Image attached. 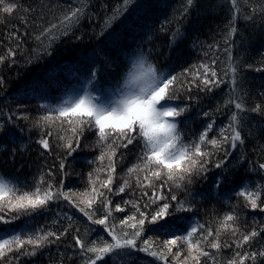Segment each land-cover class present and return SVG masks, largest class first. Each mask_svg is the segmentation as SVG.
Returning <instances> with one entry per match:
<instances>
[{
    "label": "snow or ice",
    "instance_id": "1",
    "mask_svg": "<svg viewBox=\"0 0 264 264\" xmlns=\"http://www.w3.org/2000/svg\"><path fill=\"white\" fill-rule=\"evenodd\" d=\"M162 2L0 0V67L15 69L19 78L63 55L57 48L66 43L74 62L73 80L55 81L54 94L51 78H34L0 100V136L13 145L0 155V167L19 173L32 143L44 161L31 182L0 176V264H28L61 245L60 264H152L138 253L159 264H264V219L252 216L242 230L247 212L237 211L243 198V209L264 213V179L235 182L245 164L246 172L264 177V162L240 152L250 120L245 113L264 115V103L245 107V69L264 72V55L255 66L245 53L235 54L248 41L237 27L241 19L264 31V0H218L228 19L223 47L194 33L190 44L200 49V62L180 72L181 45L198 5L184 0L160 24L169 35L161 47L154 16ZM85 41L91 47L81 48ZM6 89L0 76V93ZM30 107L35 115L25 111ZM225 110L228 123L217 130L215 117ZM201 117L202 131L186 137L187 125ZM84 150L99 154L83 158L91 170L80 190L70 178L82 176L74 154ZM209 201L230 210L221 215L213 206V218L201 223L196 214Z\"/></svg>",
    "mask_w": 264,
    "mask_h": 264
},
{
    "label": "trees",
    "instance_id": "2",
    "mask_svg": "<svg viewBox=\"0 0 264 264\" xmlns=\"http://www.w3.org/2000/svg\"><path fill=\"white\" fill-rule=\"evenodd\" d=\"M36 2L39 3V0H36ZM183 2L184 0H163L161 7L155 13L154 19L157 21L156 27L158 30L156 38L157 45L163 47L168 43L169 35L165 32L159 31L160 24L165 20L170 19L174 14V10L179 9ZM115 3L116 0H110L111 5H115ZM196 3L198 6L196 10L192 12L191 21L188 27L189 40H185L181 45V48L183 49V57L180 59L179 64L176 67V72H180L182 67H187L189 64L200 62V49H194L190 44V40L194 33L198 34L199 39L204 41L206 44H212L214 41H218L221 48L224 44V36L221 35V33L224 32L226 34V25L228 24L225 8L216 7L218 0H196ZM85 26L87 27V22H85ZM172 27L174 28L175 25H172ZM237 27L239 29V33H243V35L248 38V41L244 47L237 48L235 54L239 55L241 52H243L245 53V58L248 60V62L253 63L255 66H261L257 64V61H259L261 56L264 55V31H262L261 26L258 23L252 24L241 19ZM4 31L5 29L0 26V34H2ZM239 33L234 37L238 44L240 42ZM0 38H2V36H0ZM80 47H91V45L85 41L80 45ZM0 50L3 49L0 48ZM57 52H63V55L57 56L55 59L51 57L46 58V60L41 64L28 68L19 78H17L15 69L8 68L7 66L0 67V76H2L7 82V89L4 93H0V100H2L5 95L16 93L17 90L22 87V85L30 83L34 78H40L45 82L51 78L53 81V94L56 91L55 81L58 80L63 84L73 80L72 64L74 62L71 60L69 55L71 52L70 43H66L65 45L58 47ZM161 63H163L162 59ZM245 71L247 72V82L245 84V88L248 92V98L246 100L245 107L250 109L255 107L256 104L264 103V96L261 95V93H264V72H256L251 69H245ZM172 103L177 104L181 103V101H173ZM4 110L6 112L7 108L5 107ZM13 110L15 111L14 106ZM25 111L35 115L36 109L34 107H30ZM245 115L250 117V120L245 122L246 126L242 129V135L245 137V146L244 148L240 149V152H245L248 158L253 161L258 160L260 162H264V132L261 131V129L264 128V115H260L251 111L246 112ZM179 119H183V117ZM203 119L204 118L201 117L200 120H195L194 122L189 123L185 131V136L187 137L190 133L192 135H198L199 131H202L201 120ZM215 119L216 128L218 130L219 126L228 123L227 110H225L224 114H218ZM20 123L23 124V121ZM15 134L19 140L21 133L18 129L16 130ZM32 139L33 141L36 139V133H32ZM23 140L28 142V133L26 129L23 134ZM12 147L13 145L8 142L7 138L0 136V155L6 156L12 150ZM16 147H19V144H17ZM37 147V145L32 143L28 152L24 154L26 161L25 167L19 173H17L15 168L12 166H3L0 167V176L3 178H8L12 175H19L22 179L27 178L29 182H31L32 176L38 175V165L42 166L44 163L43 159L38 160L39 153L36 151ZM83 147L84 142L82 141L81 148ZM98 154V151L90 150L78 151L76 154H74L77 156V161L75 162L74 167L77 172L82 173V176L77 177L74 175L70 178L73 188L83 190L87 186V173L91 170V166L88 165L86 160L83 158L92 159ZM236 154L238 153H234V155ZM19 161L20 157H17L16 167H19ZM29 165H31V168H29ZM247 167V164H245L244 168L241 169L240 173L236 177V183H239L242 180L246 183L249 179L253 181L264 179V177H258L256 174L246 172L245 169ZM197 187L199 188L200 186L197 185ZM116 199L118 200L119 198ZM231 203L237 204V197L233 196ZM213 206L221 215L224 211L230 210V206L225 205L222 202H206L196 214L201 223L209 221L213 218ZM70 210L76 215H80L79 213H76L75 209ZM237 211L247 212L246 217L241 216L240 225L242 230L245 220H247L249 225L252 224V216H256L258 219H264V213H253L251 210L243 209V198H239V207L237 208ZM39 222L44 223V220L40 219ZM17 223L20 222L18 221ZM160 223H164V221H160ZM180 226H182V224L178 223V227ZM213 227H215V224H213ZM223 238L224 237H222V239ZM259 244L260 242L257 241L254 247H259ZM64 250V245H61L60 252H57L56 246H52L50 252L45 250L43 256L32 258L28 261V264H60ZM67 251L69 254L71 253V249H68ZM209 251L213 250L209 249ZM224 252L227 256H231L232 254L230 249H225ZM137 255L141 257L143 261H152V264H159L158 261H154L153 258L148 257L143 253H138ZM64 264H69L67 259H64ZM77 264H79V261H77Z\"/></svg>",
    "mask_w": 264,
    "mask_h": 264
}]
</instances>
